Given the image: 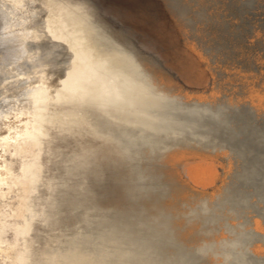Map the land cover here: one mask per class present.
Here are the masks:
<instances>
[{
  "label": "water",
  "instance_id": "1",
  "mask_svg": "<svg viewBox=\"0 0 264 264\" xmlns=\"http://www.w3.org/2000/svg\"><path fill=\"white\" fill-rule=\"evenodd\" d=\"M32 1L33 14L45 8L49 12L27 19L28 0H0V46L18 42L22 48L29 45L38 48L34 67L21 74L14 64L7 65L11 55L0 53V124L3 117L14 114L22 105L21 96L35 105L31 127L27 131L13 127L0 137V149L6 158L5 145L14 143L20 136L22 142H28L26 133L34 132L36 139H41V147L43 141H52L58 147L49 155L45 170L39 169L31 181L35 185L31 188L32 195L46 194L55 218L53 221L47 216L30 224L29 236L33 239L37 236L40 246L43 245L36 264H214L210 252L200 251L198 243L190 244L189 240L180 238V228L174 220L182 216L186 226L197 223L195 236H200V243L214 238V233L204 234L196 217L185 213L203 197L214 200L216 206L230 203L235 191L245 194L249 203L241 215L231 205L233 209L227 210L226 216L237 223L229 222V225L247 227L252 223L251 216L264 220L260 205L264 202L260 196L264 183L246 175L241 177L245 173L242 170L257 166L264 174V111H258L248 101H230L226 95L215 100L186 99L160 83L154 70L144 65L149 56H156L146 51L138 38L103 19L90 23L91 11L85 2H62L77 16L75 5L87 10V20L79 16L82 23L69 7L55 9L48 0ZM163 1L191 29L197 18L216 32L209 39L211 45L207 49L214 46L228 52L231 47L233 50V44L242 41L245 32L250 33L246 29L237 39L235 32L241 24H229L223 12L219 16L209 15L208 6L200 5L197 0ZM233 4L238 5L228 0L224 9L228 10L227 15L236 17L237 11L230 8ZM196 6L203 9L202 14L196 13ZM257 7V4L252 6ZM97 24L110 34L113 46L93 43L86 25L95 34ZM41 27L44 37L37 40L34 35ZM21 47L15 48L14 56ZM27 59L15 64L28 62ZM156 60L164 68L162 61ZM113 70L119 71L128 82H135L141 92L135 96L132 108L118 110L106 101V80ZM20 84H24V90L17 92ZM197 102H206L204 112ZM45 113L47 119L43 118ZM199 131L206 132L202 140L204 147L196 141ZM249 142L255 149L248 146ZM176 150L209 156L220 153L223 160L230 158L234 165L223 184V178H217L215 185L221 187L213 199L207 195L194 196L192 205L177 201L183 209L178 213L166 203L178 184L167 178L164 162L167 154ZM44 156L42 151L39 160ZM219 172L221 176L224 174L223 169ZM47 173L56 178L50 188L45 185ZM4 177L0 175L1 181ZM26 197L30 201V194ZM222 205L224 211L225 204ZM250 228L247 232L252 239L264 238L262 232ZM252 257L264 264L261 256L253 253ZM13 259L12 263L19 262L18 255Z\"/></svg>",
  "mask_w": 264,
  "mask_h": 264
},
{
  "label": "rangeland",
  "instance_id": "2",
  "mask_svg": "<svg viewBox=\"0 0 264 264\" xmlns=\"http://www.w3.org/2000/svg\"><path fill=\"white\" fill-rule=\"evenodd\" d=\"M54 1L70 2V0ZM75 1L85 2L89 7L90 23L98 18L103 19L115 27L126 29L130 36L138 38L137 40L144 46V49L156 56V58L149 56V60L143 62L144 65L154 70L156 79L171 87L175 93L183 95L186 99L197 98L199 100H215L226 95L230 101H248L258 111H264V0H257V2L255 0H234L238 5L233 4L230 8L232 11H237L236 17L227 15L228 10L224 9L228 0H197L200 5L208 6L206 12L209 15L219 16V13L223 12L229 24H241L240 30L235 32L237 39L246 29L247 31L250 29V33L245 32L244 36H241L240 43L233 44L234 55L232 47L228 52L214 46L207 49L211 45L209 39L211 36H216V32L208 29L204 20L197 18H195L197 22L194 29H191L187 21L175 15L163 0ZM253 4H257L258 7L252 8ZM33 5L34 2L28 0L27 19H33L46 10L49 12V9L45 8L35 15L31 12ZM206 41L208 42L205 43ZM229 45L232 46L231 43ZM21 46L22 43L18 42L12 46H0V53L5 52L12 57L15 55V48ZM157 58L162 61L164 68L159 66ZM23 86L24 84H20L16 91L22 92ZM197 103L199 104L197 107L203 109L204 112L206 102ZM21 104L12 114L13 116L9 114L3 117L0 124V137L13 127L19 131H27L31 127L35 105L29 104L23 96H21ZM205 133L199 131L196 136H204ZM248 146L255 149V145L250 142ZM223 158L221 154L214 157L191 150H176L167 154L164 159L167 178L178 184L173 191V197L171 193V197L166 200L168 205L173 206L174 213L183 210L177 201L192 205L194 196L199 198L207 195L210 199L214 198L221 187L219 184L215 185L217 178L219 177L220 180L223 178L221 182L223 184L234 166L232 159L223 160ZM252 166H255V163ZM254 168V170L247 168L248 171L245 169L244 171L249 179L255 178L260 180V183L263 182V170H258L259 166ZM220 169L224 171L222 176ZM0 175H8L4 168L1 149ZM28 187L29 182L25 179L19 183V186L0 185V209H8L11 203L18 199L19 207L15 218L21 220L26 210V196L30 194V187ZM17 188H21L24 192L20 198L16 197L13 191ZM260 205L264 206V203L260 202ZM257 219L262 220L258 216H251L252 223L247 227H254ZM230 222L235 224L237 220L231 218ZM174 223L180 228V238L189 240L190 244L199 243L200 236H195L198 229L197 223L190 222L186 226L182 216L176 218ZM254 229L261 232L258 227ZM211 261H213L212 258ZM24 262V264H30L28 255L25 256Z\"/></svg>",
  "mask_w": 264,
  "mask_h": 264
},
{
  "label": "bare ground",
  "instance_id": "3",
  "mask_svg": "<svg viewBox=\"0 0 264 264\" xmlns=\"http://www.w3.org/2000/svg\"><path fill=\"white\" fill-rule=\"evenodd\" d=\"M48 1L49 4L55 9L59 7L60 8L69 7L68 5L62 2H56L54 0H48ZM69 10L82 23H83L82 20L83 18L85 20H87L88 18L87 10L82 5L74 6V10L75 11L78 10L77 13H79V16H81L82 19L79 16H77V14L74 13L72 8L69 7ZM202 12L203 9L201 7H198L196 13L202 14ZM226 27L228 28V26ZM96 28H97L96 33L93 34L91 32V29L86 25V31L89 37L92 39L93 43H95V45L97 46L100 44L107 45L108 47L113 46L114 41H112V38L110 34H108L107 30H105L104 27L101 26V24L99 25L97 24ZM42 29L43 28L41 27V29H38V31L35 33L34 35L35 39L39 40L44 37ZM109 53L116 54L115 52H104V54H109ZM37 55H38V48L35 47V45H29L28 48L21 47L17 55L12 56V58H10V64L7 65L8 66L15 65L14 67L15 70L17 71V73L21 74L24 71L30 70L31 68L34 67V60L37 59L38 57ZM26 57L29 58L27 59L28 62L24 61L25 63L23 64L22 63L15 64L18 60L22 59L23 61V59L24 58L26 59ZM106 82H107V86H106L107 89H105V92L107 93V95L105 96L106 101H108L109 104L112 105L114 108L116 109L118 108V110H124V108H132L135 104L134 101L135 96L137 97L141 95V92L136 89L135 82H131V81L128 82L126 79H124L123 75L119 71L113 70L108 75ZM89 98H92V96L90 95ZM43 118L47 119L46 113L44 114ZM83 129L86 130V128ZM42 131L43 129H41V131H39L38 133L40 134V136ZM26 134H28L27 135V137L29 138L28 142L26 141L22 142L20 140L21 139L20 136L16 138L14 143L12 142V144L4 146V153L6 156V158H4V165L6 167L8 175H6L2 179V181L0 179V185L4 184L7 187H12L15 185L19 186V183L22 181V179L20 178L22 176H25V180L29 182L30 201L25 202L26 210L21 220H17L15 218V215L18 211L17 209L19 207L18 199L13 201L8 209L6 210L0 209V258L2 257V259L0 260V264H16V263L24 264L25 263L24 259L25 256L27 255L30 258V264H36L37 262L36 260H38V256L42 251L43 245L40 246L37 236H34V239L29 236L31 230L30 224L32 223L34 224L36 219L43 220L47 216L51 217L53 221L55 220L53 216V211L51 210L50 203H48L47 195L44 193H41L40 196L32 195L33 194L32 191L35 185L32 186L31 181L35 178L34 176L37 173V171L39 172V169H41L42 172L43 170H45L44 166L47 165L49 158H51L49 155L56 152L55 149H57L58 147L56 144H53L52 141H43L44 144L41 147V144L39 143L41 139L40 140L36 139L37 136L36 132H34L33 134L30 133H26ZM204 136H195L198 137L196 141L200 143L199 145L201 147L205 146V142L202 141L204 140ZM42 151L45 156L43 160H39V154L41 155ZM40 165L42 168L40 167ZM254 169L255 168L253 167L252 170ZM242 171L245 172L244 170ZM244 175L248 176V174L243 173L241 177H244ZM46 176H47L46 178L47 180L45 185L47 188H50V186L55 183L56 178H54L52 175L48 173L46 174ZM261 183H264V181ZM32 187L33 189L31 190ZM13 191L15 193V196L19 198L24 193L21 188L14 189ZM237 195L240 196L237 197ZM260 196L264 201V189H262ZM230 198H231L230 203L229 201L224 203L222 202L221 205L216 206V204H214V200L209 201L207 197H203L198 199L193 204V207L189 208L188 212L185 213L187 214V216L190 215L193 218L196 217L199 220L200 222L199 225H201L202 228L204 229V234L206 236H209L211 233H216V232L221 233V231H223V233L226 234L225 236H221L218 240H215L214 238L203 240L201 243L200 242L198 243L197 247H199L200 251L205 250V252H210L213 256L221 257L222 262L224 264H263V262L253 259L252 257L253 252L250 246H252L254 243L264 244V238L260 237L259 239H252V237L248 235V232L251 231L250 227H245L246 224L241 227L239 226L232 227V225H229L230 218L229 217L227 218L226 216L227 213L226 211L227 210L229 211V209H233V207H235L233 211L241 215L245 211V209H247L249 199H247V196L245 194L238 191L233 192ZM21 204L23 205L24 203ZM222 204H225L224 211L221 210L224 207ZM202 211H204L205 213L203 214ZM192 212L194 214H199V215L203 214V217L202 216L197 217L193 215ZM262 213L264 214V206L262 207ZM241 220L242 221L240 223L243 224L244 219L242 218ZM217 221H220V226L218 228H217ZM34 241L36 242L35 244ZM16 253L19 257L18 259L19 262L15 261L12 263L11 260L13 258H16L15 257ZM262 258L264 257L262 256Z\"/></svg>",
  "mask_w": 264,
  "mask_h": 264
},
{
  "label": "flooded vegetation",
  "instance_id": "4",
  "mask_svg": "<svg viewBox=\"0 0 264 264\" xmlns=\"http://www.w3.org/2000/svg\"><path fill=\"white\" fill-rule=\"evenodd\" d=\"M218 154H220V153H218ZM214 157H218V155L217 156L214 155ZM254 225L256 227H258L259 230L264 234V220L263 219L262 220H260V219L255 220ZM255 226L253 228H256ZM225 235L226 234L223 233V231H221V233L216 232V233H214V239L218 240L221 236H225ZM250 248L254 254L261 256V257L262 256L264 257V244L254 243ZM214 264H224V263L222 262L221 257L214 256Z\"/></svg>",
  "mask_w": 264,
  "mask_h": 264
}]
</instances>
